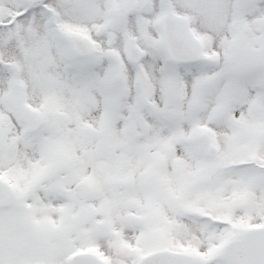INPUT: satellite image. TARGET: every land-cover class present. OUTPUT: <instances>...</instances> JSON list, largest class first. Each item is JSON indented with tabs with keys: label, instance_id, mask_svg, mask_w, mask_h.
<instances>
[{
	"label": "snow or ice",
	"instance_id": "snow-or-ice-1",
	"mask_svg": "<svg viewBox=\"0 0 264 264\" xmlns=\"http://www.w3.org/2000/svg\"><path fill=\"white\" fill-rule=\"evenodd\" d=\"M0 264H264V0H0Z\"/></svg>",
	"mask_w": 264,
	"mask_h": 264
}]
</instances>
